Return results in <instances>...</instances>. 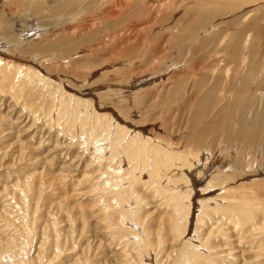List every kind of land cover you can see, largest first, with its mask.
Instances as JSON below:
<instances>
[{
    "label": "rangeland",
    "instance_id": "1",
    "mask_svg": "<svg viewBox=\"0 0 264 264\" xmlns=\"http://www.w3.org/2000/svg\"><path fill=\"white\" fill-rule=\"evenodd\" d=\"M262 80L264 0H0V264H264Z\"/></svg>",
    "mask_w": 264,
    "mask_h": 264
},
{
    "label": "bare ground",
    "instance_id": "2",
    "mask_svg": "<svg viewBox=\"0 0 264 264\" xmlns=\"http://www.w3.org/2000/svg\"><path fill=\"white\" fill-rule=\"evenodd\" d=\"M142 1V0H141ZM258 5V4H257ZM256 5V6H257ZM196 8V7H195ZM197 9H198V7H197ZM204 10V9H203ZM205 11V10H204ZM258 11V10H257ZM263 13V12H262ZM201 14V13H200ZM206 14V13H205ZM208 14V13H207ZM211 15V14H210ZM198 16V15H197ZM254 16H255V14H254ZM200 17V16H199ZM201 17H203V16H201ZM201 17H200V19H201ZM211 17V16H210ZM251 17V16H250ZM258 17V16H257ZM194 18V17H193ZM208 18V17H207ZM247 18V17H246ZM258 19V18H257ZM254 19H252V21H253ZM256 20V19H255ZM254 20V22H257V20L255 21ZM200 21H202V20H200ZM226 21V20H225ZM203 22V21H202ZM206 22V21H205ZM208 22V21H207ZM213 22V21H212ZM254 22H252V23H254ZM192 24H194L193 22H191ZM199 27H200V25H198ZM207 26V25H206ZM210 26H211V24H210ZM250 26H251V24H250ZM258 26V25H257ZM192 27V26H191ZM213 27V26H212ZM255 27V26H254ZM190 28V27H189ZM252 28H253V24H252ZM261 30H262V28H260ZM250 30V29H249ZM250 32V31H249ZM184 33V32H183ZM199 33V32H198ZM248 33V32H247ZM234 38H236L237 39V37H235V34L234 35H232ZM247 37V36H246ZM259 37V36H258ZM239 38V37H238ZM248 39V38H247ZM232 39H230V41H231ZM179 41V40H178ZM182 41H184V40H182ZM239 41V40H238ZM258 41V40H257ZM235 42H236V40H235ZM243 41H241L240 42V44L242 43ZM246 42V41H245ZM244 42V44L246 45V43ZM256 42V41H255ZM259 42V41H258ZM185 43V42H184ZM234 43V42H233ZM237 43H239V42H237ZM192 44V43H191ZM228 45H230L231 46V43H229ZM228 45H226L227 47H228ZM191 46V45H190ZM229 46V47H230ZM234 46V45H233ZM237 46H239L238 44H237ZM157 47V46H156ZM186 47V46H185ZM228 47V48H229ZM236 47V46H235ZM244 47V46H243ZM185 49H188V48H185ZM227 48H225V50H226ZM234 49V48H233ZM236 49V48H235ZM232 50V49H231ZM247 50V49H246ZM186 52V51H185ZM225 53H226V56H234L233 58H236V59H230V58H228L229 60H233V62L234 61H237V62H240L241 63V60L240 59H238L239 58V55H240V52H239V50H238V47H237V50H232V51H229V52H226L225 51ZM248 53H249V51H248ZM247 53V54H248ZM257 53V52H256ZM257 56V55H256ZM260 58H262V57H260ZM249 60V59H248ZM253 60H255V59H253ZM260 60V59H259ZM217 62V61H216ZM236 62V63H237ZM253 62V61H252ZM252 62H247V66H248V69H249V71H251L252 73L253 72H255V70H253V69H258L257 67H254L253 65H252ZM242 64V63H241ZM257 64V63H256ZM238 65V64H237ZM211 66V65H210ZM235 66V65H234ZM230 69V68H229ZM238 69V68H237ZM263 69V68H262ZM246 70V69H245ZM259 70V69H258ZM257 70V71H258ZM261 70V69H260ZM205 71V70H204ZM208 71V70H207ZM240 71V70H239ZM238 70L237 71H235V75L234 76H230L233 80H235V78L237 79V81H236V83H239V80L241 79V81H242V79L243 78H241V76L239 77V79H238V76H236V73L237 72H239ZM262 71V70H261ZM245 72V71H244ZM207 74V73H206ZM208 74H209V72H208ZM211 74V73H210ZM249 74V73H248ZM244 75H245V73H244ZM253 75V74H252ZM259 75H260V73H256V76L255 77H251L252 79L250 80V81H252L253 79L255 80V79H259ZM226 77V76H225ZM246 78H248V77H246ZM250 78V77H249ZM231 79V80H232ZM245 81H248V80H245ZM245 81H244V83H245ZM263 81V80H262ZM213 83V82H212ZM229 83V82H228ZM243 83V82H242ZM263 84H264V81L262 82ZM261 83V84H262ZM226 85H228L229 86V84H226ZM233 85V84H232ZM215 86V85H214ZM230 88V87H229ZM232 88H234V87H232ZM235 88H236V86H235ZM243 88H245V84H244V86H243ZM246 89V88H245ZM256 89V88H255ZM211 90H213V92H212V97L214 98V96L216 95V89L214 88V87H212L211 88ZM222 91V90H221ZM243 91V90H242ZM211 92V91H210ZM254 92V91H253ZM210 94V93H209ZM254 94H256V92H254ZM240 100V99H239ZM208 101V100H207ZM261 101H262V99H261ZM264 101V100H263ZM249 105V104H248ZM202 106V105H201ZM227 106V105H226ZM251 106V105H250ZM262 108H264V107H262ZM262 110V109H261ZM231 111H233V110H231ZM231 111H230V113H231ZM217 112V111H216ZM248 112V111H247ZM256 115H254L253 117H256V118H261L260 117V113H256V111H255V109H254V111H253ZM204 113V112H203ZM215 114V113H214ZM227 114H229L228 113V111H227ZM222 115H223V113H222ZM231 115V114H230ZM232 116V115H231ZM231 116H230V118H231ZM227 117V116H226ZM216 118H218V117H216ZM229 118V117H228ZM219 119V118H218ZM233 119V118H232ZM203 120V119H202ZM221 120H224L226 123H228V124H226V126L227 125H229L230 124V121L229 120H227L226 118L224 119V117H223V119L221 118ZM220 121V120H219ZM215 122H216V120H215ZM215 122H211V125H210V127H205L204 129H202V131L201 132H198L197 133V135H195V137H194V141L192 142L194 145H195V143L196 144H200V143H202L203 142V140H204V138H206V136L208 135V133L209 132H213V131H216V130H218L219 128H217L218 126V124L216 125L215 124ZM221 122V121H220ZM209 124V123H208ZM219 126H220V128H222L223 126H222V124L220 123L219 124ZM225 125H224V127H226ZM122 133V132H121ZM121 136H122V134H121ZM122 138V137H121ZM261 139H263V138H260V140ZM212 141V140H211ZM175 143V142H174ZM257 145H258V143H257ZM170 146V145H169ZM199 146V145H198ZM259 146V145H258ZM200 152V151H199ZM192 155H193V153H192ZM195 155V154H194ZM199 155V154H198ZM191 156V155H190ZM188 159V158H187ZM190 160V159H189ZM209 162V161H208ZM189 163V162H188ZM206 164V163H205ZM209 164V163H208ZM168 168V167H167ZM235 171V170H234ZM179 175V174H178ZM255 183V182H254ZM168 189V188H167ZM173 189V188H172ZM236 189V188H235ZM226 199V198H225ZM246 202V201H245ZM229 205V204H228Z\"/></svg>",
    "mask_w": 264,
    "mask_h": 264
}]
</instances>
